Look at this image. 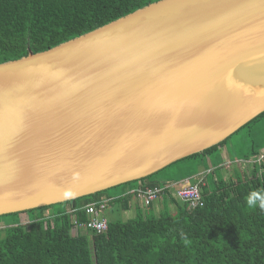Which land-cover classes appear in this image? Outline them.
Listing matches in <instances>:
<instances>
[{"label": "water", "instance_id": "water-1", "mask_svg": "<svg viewBox=\"0 0 264 264\" xmlns=\"http://www.w3.org/2000/svg\"><path fill=\"white\" fill-rule=\"evenodd\" d=\"M264 113V0H161L0 65V217L141 181Z\"/></svg>", "mask_w": 264, "mask_h": 264}, {"label": "trees", "instance_id": "trees-1", "mask_svg": "<svg viewBox=\"0 0 264 264\" xmlns=\"http://www.w3.org/2000/svg\"><path fill=\"white\" fill-rule=\"evenodd\" d=\"M159 1L0 0V65L25 58L30 51H49ZM262 123L264 113L239 132L252 125L257 130ZM254 132L251 154L238 160L254 166L252 177L225 180L220 170L207 175L200 186L203 207L190 210L174 194L166 192L160 196V214L154 213L152 204L149 213L139 210L127 222L110 221L105 234L87 236L72 235L74 219H87L83 211H72L103 198H117L109 195L111 190L31 210L25 225L18 220L5 221L8 217L20 219L24 213L3 216L0 264H264V211L249 210L245 202L249 192L264 191V141H259L263 134ZM232 137L146 179L120 187L134 190L174 183L190 185L199 172L175 178L169 172H183L185 166L181 164L186 163H191L192 168L208 169V158ZM131 198L121 196L111 204L127 211ZM170 207H175L176 212L172 213ZM46 212L50 215L46 216ZM183 237L191 241L190 245L183 243Z\"/></svg>", "mask_w": 264, "mask_h": 264}, {"label": "built area", "instance_id": "built-area-1", "mask_svg": "<svg viewBox=\"0 0 264 264\" xmlns=\"http://www.w3.org/2000/svg\"><path fill=\"white\" fill-rule=\"evenodd\" d=\"M175 193L178 201L188 205L190 210L201 208L204 206V201L197 186L187 185L184 187L175 184H166L158 188H142L138 187L127 193L126 196H133L142 202L143 207L148 208L164 193ZM117 198H103L98 201L89 203L81 209H74L73 214L83 211L87 217L86 221H73V232L79 235L82 231L96 235H103L108 232L109 221L105 217V213L111 203Z\"/></svg>", "mask_w": 264, "mask_h": 264}, {"label": "rangeland", "instance_id": "rangeland-1", "mask_svg": "<svg viewBox=\"0 0 264 264\" xmlns=\"http://www.w3.org/2000/svg\"><path fill=\"white\" fill-rule=\"evenodd\" d=\"M261 130L262 131V134L263 136H261L259 138V141L263 142L264 141V124L262 123L260 128H258L256 130V126L252 127L251 128H247V129H243L241 132H239L238 134L234 135L232 137V139L228 142V147L232 150V152H234L235 156L239 157V159H242L248 155L251 154V139H253V135H255V132L254 131H258V132H261L259 131ZM244 160V159H243ZM208 161V160H207ZM221 162H223V158L221 156V153L220 151L219 152H214L213 153V164L214 165H217V164H221ZM250 164V163H248ZM247 164V165H248ZM183 166H185V170L183 172H178L179 170H174L172 169L170 172H169V176L171 177H177L178 175L181 176V177H184L185 176V173L186 172H200V171H206L207 169H201V168H196V167H193L192 168V164L191 163H186V164H181ZM207 166H208V163H207ZM252 166V164H251ZM246 167V166H245ZM249 168V167H248ZM253 168V166H252ZM245 171H249V169L245 168L243 169ZM250 176V174L248 175ZM128 190V188H123V187H117L115 189H112L111 191H109V195L110 196H114V197H121L123 194L126 193V191ZM160 208V206H159ZM161 209V208H160ZM157 210L159 211L158 207H157ZM172 213H175V207H172ZM134 211V210H133ZM132 211V215L135 213ZM163 211V206H162V209L160 210V212ZM46 216H48V212L45 213ZM160 214V213H159ZM22 217H24L22 215ZM135 216H130L129 213H126V212H118V211H115V210H111L108 214V218H109V221H123V222H127L129 219H133ZM20 222L21 219H17L16 217L13 218V217H8L5 219V221H7L8 223H13V222ZM29 222H25V224H28ZM24 224V225H25ZM2 225V223H1ZM82 235H85L87 236V234L91 235L90 233H87L86 231H82L81 232ZM72 235L75 236V233H72ZM90 240H92L91 236H89ZM92 244H91V249H92ZM95 264V263H94Z\"/></svg>", "mask_w": 264, "mask_h": 264}, {"label": "crops", "instance_id": "crops-1", "mask_svg": "<svg viewBox=\"0 0 264 264\" xmlns=\"http://www.w3.org/2000/svg\"><path fill=\"white\" fill-rule=\"evenodd\" d=\"M219 151H220L221 156L223 158V162H221V164L214 165L213 164V154H212L208 158V162H207L208 163V169L206 171H200L197 174L198 176H201L202 180H205V177L207 175L212 174L213 172H215L217 170H220V173H221V175L223 176V178L225 180H231L232 179V180L236 181L237 177H242V178H246V177L251 178L252 177L254 168H252L251 164L238 162V160L239 161H243L244 158L239 159V157L235 156L234 152H232V150L228 147V144L226 146L220 148ZM245 168L249 169V171L248 170L247 171L243 170ZM249 174H250V176H248ZM130 191L131 190H127L126 193L123 194L122 196H126L127 193H129ZM172 194H174V193H172ZM161 201H162V198H160L159 200H156L155 203L153 204L154 213L156 215L158 213H160V210L162 209ZM159 206H160L161 209L159 208ZM157 207H158L159 211L157 210ZM119 208H120L119 206H115L113 204H111L109 206V208L107 209V211L105 213V217L108 219V221H109L108 214H109V212L111 210L112 211L115 210V211H118V212L129 213L131 217L132 216H136L137 211H139V210L143 211L144 213H149V209L143 207L142 202L139 199H137L136 197H133V196H132L131 201H130V207H129V209L127 211H124V210L119 209ZM170 208L172 209V207H170ZM132 211L135 212L133 215H132ZM22 215L24 217H22ZM22 215L20 217V219H21L20 222L22 224H25V222H29L30 215L28 213H24ZM48 215H50V212H48Z\"/></svg>", "mask_w": 264, "mask_h": 264}, {"label": "clouds", "instance_id": "clouds-1", "mask_svg": "<svg viewBox=\"0 0 264 264\" xmlns=\"http://www.w3.org/2000/svg\"><path fill=\"white\" fill-rule=\"evenodd\" d=\"M245 202L249 210H256L259 208L261 211H264V191L253 190L249 192L245 198ZM72 233H74L73 230ZM90 234L92 235V233ZM75 236L77 235L75 234ZM183 243L188 246L191 241H189L186 237H183Z\"/></svg>", "mask_w": 264, "mask_h": 264}, {"label": "bare ground", "instance_id": "bare-ground-1", "mask_svg": "<svg viewBox=\"0 0 264 264\" xmlns=\"http://www.w3.org/2000/svg\"><path fill=\"white\" fill-rule=\"evenodd\" d=\"M202 179H201V176H196L194 178H192V181H191V184L190 185H193V186H197L199 189H200V186L202 185ZM175 185L179 186V184L177 183H174ZM172 193V192H171ZM175 197H176V194L174 193ZM160 198V197H159ZM158 198V199H159ZM157 199V200H158Z\"/></svg>", "mask_w": 264, "mask_h": 264}]
</instances>
